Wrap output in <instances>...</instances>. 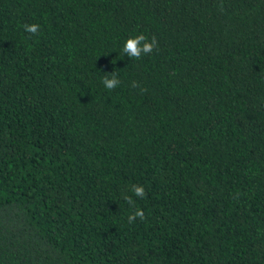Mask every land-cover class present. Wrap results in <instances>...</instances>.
Instances as JSON below:
<instances>
[{"label":"trees","instance_id":"16d2710c","mask_svg":"<svg viewBox=\"0 0 264 264\" xmlns=\"http://www.w3.org/2000/svg\"><path fill=\"white\" fill-rule=\"evenodd\" d=\"M0 264H264V0H0Z\"/></svg>","mask_w":264,"mask_h":264},{"label":"clouds","instance_id":"9594fccd","mask_svg":"<svg viewBox=\"0 0 264 264\" xmlns=\"http://www.w3.org/2000/svg\"><path fill=\"white\" fill-rule=\"evenodd\" d=\"M23 28L25 32H27L30 36L38 35L40 32V25L37 23L24 24ZM158 46V41L155 36L150 39L140 33L135 36H129L124 42L122 51L130 58H134L139 60L143 55H148L153 52ZM102 83L106 89L112 90L115 89L120 84V80L118 78V74L116 72H111L106 74L102 78ZM137 86L135 82L133 83V87ZM130 191L134 194V196L143 198L146 195V191L143 185L132 184L130 187ZM125 201L130 205L135 207V201L132 196L125 195ZM139 218L141 221L145 220V213L142 209L136 208L134 212L127 216V220L129 223H133L136 219Z\"/></svg>","mask_w":264,"mask_h":264}]
</instances>
